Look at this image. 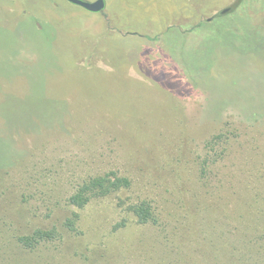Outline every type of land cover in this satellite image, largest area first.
I'll use <instances>...</instances> for the list:
<instances>
[{
  "label": "rangeland",
  "instance_id": "obj_1",
  "mask_svg": "<svg viewBox=\"0 0 264 264\" xmlns=\"http://www.w3.org/2000/svg\"><path fill=\"white\" fill-rule=\"evenodd\" d=\"M0 264H264V0H0Z\"/></svg>",
  "mask_w": 264,
  "mask_h": 264
},
{
  "label": "trees",
  "instance_id": "obj_2",
  "mask_svg": "<svg viewBox=\"0 0 264 264\" xmlns=\"http://www.w3.org/2000/svg\"><path fill=\"white\" fill-rule=\"evenodd\" d=\"M86 187H87V190L86 189H79L78 192L76 194H74L71 198H70V203L72 205H75V206H81L83 205L84 203L87 202L88 200V196H86V193L85 191H90L92 192V196L94 197H99V196H103L105 195L106 193L110 192L112 189L115 190V189H118L120 187V182H111L109 179L107 178H104V177H97L95 179H91V181L87 184H85ZM138 208H136L134 210L135 214L138 216V217H141V222H146V217H143L140 213V211L137 210ZM42 233H35L33 234V236L31 238H29V240L31 239L35 240V245L41 240H43L42 238ZM48 239V238H46ZM19 242H24V238H19L18 239ZM45 241V239L43 240ZM24 245H28L29 246V243L28 241L26 243H24Z\"/></svg>",
  "mask_w": 264,
  "mask_h": 264
},
{
  "label": "water",
  "instance_id": "obj_3",
  "mask_svg": "<svg viewBox=\"0 0 264 264\" xmlns=\"http://www.w3.org/2000/svg\"><path fill=\"white\" fill-rule=\"evenodd\" d=\"M66 1L75 6H79L90 13H98L102 11L105 6V0H95L93 2H86L83 0H66ZM227 11L228 9H224L221 11V14L224 15L225 13H227Z\"/></svg>",
  "mask_w": 264,
  "mask_h": 264
},
{
  "label": "crops",
  "instance_id": "obj_4",
  "mask_svg": "<svg viewBox=\"0 0 264 264\" xmlns=\"http://www.w3.org/2000/svg\"><path fill=\"white\" fill-rule=\"evenodd\" d=\"M220 15H222L221 12H220Z\"/></svg>",
  "mask_w": 264,
  "mask_h": 264
}]
</instances>
